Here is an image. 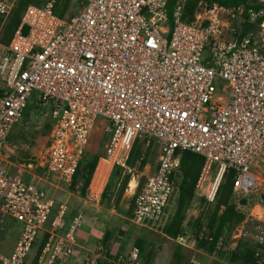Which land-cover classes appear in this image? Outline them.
Masks as SVG:
<instances>
[{
  "label": "built area",
  "instance_id": "1",
  "mask_svg": "<svg viewBox=\"0 0 264 264\" xmlns=\"http://www.w3.org/2000/svg\"><path fill=\"white\" fill-rule=\"evenodd\" d=\"M16 1L0 0V13L9 15ZM169 1L88 0L70 20L54 12L55 0L30 4L10 43H0V160L30 103L51 123L44 174L31 164L0 162V228L8 220L20 227L14 250L0 252V264H55L74 252L82 215L59 232L69 208L63 204L37 262L30 256L52 213L51 190L73 181L101 119L114 164L125 165L137 140L158 145L157 165L134 187L132 220L140 226L165 233L183 151L205 158L196 191L208 201L228 172L235 199L264 179V43L229 39L218 4L190 22L184 0L170 19ZM209 233L204 225L198 236L209 239ZM236 236L249 237L264 263V194L259 216ZM177 240L187 245L184 236ZM217 250L231 255L232 249L220 239ZM104 257L101 246L84 264ZM139 258L133 247L118 261Z\"/></svg>",
  "mask_w": 264,
  "mask_h": 264
},
{
  "label": "rangeland",
  "instance_id": "2",
  "mask_svg": "<svg viewBox=\"0 0 264 264\" xmlns=\"http://www.w3.org/2000/svg\"><path fill=\"white\" fill-rule=\"evenodd\" d=\"M49 0L44 1L41 5H44ZM88 0H73V12H79ZM264 1V0H263ZM19 0H17L9 15L0 13V36L2 34L3 27L9 21L14 9L16 8ZM187 0H184L183 9L186 12ZM218 3H210L209 0H200L195 10L196 15L202 14L201 20L206 17L205 12L214 8V5ZM216 12L220 14L221 20L225 29L227 30V37L237 41V34L241 31L243 25L247 20L251 23H256L258 18L264 13V10L256 11L253 8L245 10L244 7H224L218 4ZM223 7V9H221ZM257 13L254 20H252V13ZM252 45H262L264 43V28L258 24L257 29L252 31ZM238 42V41H237ZM1 43V42H0ZM51 130V123L45 111L32 112L28 121L24 118L17 124L1 150L0 160L2 164H8L10 162H17L22 164H31L39 174H44L42 164L45 162L48 151V139ZM111 134L107 128L106 122L101 119L92 129L89 141L86 147V153L84 161L89 155L101 153L103 156L99 159V164L103 166V172L101 174L94 175L87 189V194L82 197L81 186L73 187L71 183H61L60 187L53 188L51 193L54 195V206L52 215L47 222V228L52 227L54 219L57 217L61 205L67 204V217L73 218L76 215H82L81 224L77 230V236L80 231H85V215L89 211L92 213L93 220L87 221L89 224V230H93L95 234L106 232L109 233V241L107 243V257L101 258L100 264H128L127 262H119L118 256L120 254L127 255V253L133 248L137 247L140 251V258L135 264H178V254L176 247L181 245L182 249V264H239L230 260V255L226 250H215L210 253L205 249L199 247V243L203 240L199 238V232L204 225H208L210 219L213 216L215 206L217 203L220 188L226 182V177L221 181L217 196L214 201H205L192 205L186 213V219L184 221V231L180 237L184 236L187 245L181 244L177 238L167 237L161 231L149 229L147 227L140 226L133 222L131 213V199L134 195L135 186H132L134 181L135 185L141 186L145 181L146 175L155 168L157 165L158 157V145L152 143L151 147L143 146V157L147 163L145 167L140 170V161H136L135 166L131 167L125 162V165L118 163L114 164L116 153L113 155L108 154V147L110 144ZM146 153V154H145ZM113 171L116 174H112ZM218 169L215 167L213 173H211V179L214 180L217 176ZM126 174L131 175V179L125 187L124 191H121L123 179ZM181 172L178 171L176 175V181H181ZM110 181V182H109ZM177 184V187H178ZM108 185L106 196L102 197V193L105 187ZM104 188V189H103ZM197 193V191H196ZM198 196L202 195L197 193ZM264 194V179H261L259 184L253 188L245 197L241 199H235L231 197V201L236 204L237 209L245 214L246 218L241 223L237 224L228 235L225 236V246L230 247L232 250L237 247H254L253 242L249 237L236 236L250 228V223L255 217L259 216L262 205V196ZM178 198V190L176 191L170 201L169 210L173 215ZM106 212L104 214L100 212L101 206ZM117 207V208H116ZM114 209V212H109ZM130 210V211H129ZM98 213H102L99 215ZM96 214V215H95ZM100 216L98 220L95 217ZM68 218V219H69ZM66 220V218H65ZM9 220L3 224L0 228V252L11 253L20 237V227L13 225ZM64 227L60 228L62 231ZM210 229V228H209ZM139 230L140 232H137ZM129 233V234H128ZM131 233V234H130ZM44 234H39L32 252L31 258L36 255L37 248L42 240ZM118 238L123 243L119 242L117 250H112L110 246L113 245L114 238ZM137 239H142V246H137ZM181 241V239H180ZM231 250V251H232ZM127 252V253H126ZM126 253V254H125Z\"/></svg>",
  "mask_w": 264,
  "mask_h": 264
},
{
  "label": "trees",
  "instance_id": "3",
  "mask_svg": "<svg viewBox=\"0 0 264 264\" xmlns=\"http://www.w3.org/2000/svg\"><path fill=\"white\" fill-rule=\"evenodd\" d=\"M46 0H19L16 8L9 21L5 24L0 36V42L4 45H8L15 31L18 29L21 23V18L24 10L30 4L41 5ZM200 0H187L185 16L188 17L190 22L195 20V10L197 8L198 2ZM177 0L169 1V13L170 19L172 20V9L176 4ZM210 3H218L221 6L232 8V7H244L245 10L250 8L256 11L264 10L263 0H209ZM54 12L61 18L70 20L78 12H73V0H55L54 2ZM264 20V13L258 18L256 23H251L249 20L243 25L241 31L237 34V41L242 45L252 46V31L257 29L258 24L262 23ZM0 89V95H1ZM37 108V105L32 102L26 109L24 120L28 121L31 113ZM155 143V142H152ZM157 144V143H156ZM144 143L137 140L130 152L127 159V164L131 167L135 166L136 161H140L139 169L142 170L147 161L143 157ZM151 147V146H150ZM146 154V153H145ZM103 155L101 153L89 155V157L82 161L80 168L71 183L73 187L81 186V196L85 197L87 194V189L91 183L94 175L101 174L103 172V166L99 164V159ZM205 164V158L192 151H183L181 156V181L178 184V198L175 211L171 215L168 223L164 228V232L173 238H178L184 231V221L186 219V213L192 205L197 203H202L205 201V197L198 196L196 193V185L202 169ZM116 174L113 171L112 174ZM226 182L220 188L217 203L212 218L209 222L210 237L209 239H203L199 243V247L205 249L206 251L212 253L217 250V242L220 239L225 241V236L234 229V227L245 220L246 216L244 213L237 209L235 203L231 201L232 197V184H233V172H228L226 175ZM131 179L130 174H126L123 182L121 183L123 192L128 182ZM110 182V181H109ZM140 187V186H139ZM108 190V185L102 193V197L106 196ZM133 195L131 199V213L133 215L134 199ZM117 208V207H116ZM53 210V209H52ZM129 210V211H130ZM52 215V213H51ZM49 238V233L46 232L37 248L36 255L34 257V263L37 262L43 249ZM109 241V233L106 231L103 237V243L107 245ZM142 239H137V246H142ZM35 244V243H34ZM181 245H177L176 250L178 254V264H182V249ZM230 260L239 264H264L259 256H256V249L254 247H237L231 251Z\"/></svg>",
  "mask_w": 264,
  "mask_h": 264
},
{
  "label": "crops",
  "instance_id": "4",
  "mask_svg": "<svg viewBox=\"0 0 264 264\" xmlns=\"http://www.w3.org/2000/svg\"><path fill=\"white\" fill-rule=\"evenodd\" d=\"M51 195H52V197H54V195L52 193H51ZM101 208L102 209L100 210V212H102L104 214V212H106V211L103 208V205L101 206ZM85 212H87V214L85 215V221H86L85 231H80L79 232V235L77 236V239H76V245H75V248H74V252L68 257H65L63 259L57 260L55 264H84L85 259L89 255L93 254L99 247L104 246V247L107 248V246L103 243V237H104L106 232L103 231L101 233L95 234V232L93 230H89L88 229L89 228V224H87V221L93 220V217H92V213H89V211H85ZM109 212L113 213L114 209L110 210ZM102 213L101 214L98 213V214L102 215ZM67 216H66L65 227L63 228L64 229L63 231H66L67 228L69 227L70 223H71V219L72 218H69ZM94 217H95L96 220H98V218H100V216H98V217L94 216ZM9 227L13 228V225L10 224ZM50 229L51 228H47V225L45 224V226L41 230L40 235L41 234H45ZM137 232H140V231L137 230ZM164 234L166 235V233H164ZM166 236L170 237L169 235H166ZM170 238H172V237H170ZM119 242L123 243L117 237L114 238L113 245L110 246V248L112 250H117V248L119 247Z\"/></svg>",
  "mask_w": 264,
  "mask_h": 264
},
{
  "label": "bare ground",
  "instance_id": "5",
  "mask_svg": "<svg viewBox=\"0 0 264 264\" xmlns=\"http://www.w3.org/2000/svg\"><path fill=\"white\" fill-rule=\"evenodd\" d=\"M108 160H115V159H108ZM132 186L134 187L135 186V183H134V181L132 182Z\"/></svg>",
  "mask_w": 264,
  "mask_h": 264
}]
</instances>
